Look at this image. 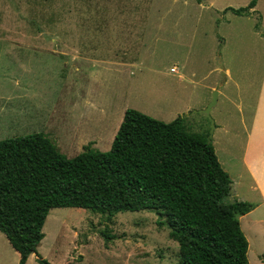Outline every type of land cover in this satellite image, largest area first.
<instances>
[{
  "label": "rangeland",
  "instance_id": "374dc122",
  "mask_svg": "<svg viewBox=\"0 0 264 264\" xmlns=\"http://www.w3.org/2000/svg\"><path fill=\"white\" fill-rule=\"evenodd\" d=\"M250 1L0 0V141L43 133L73 158L87 145L108 151L127 109L165 123L181 117L191 134L212 131L207 142L232 189L257 203L247 195V176L235 185L264 72V0L247 16L224 11ZM240 225L248 264H264V216L255 210ZM104 230L113 236L107 243ZM42 232L37 253L54 264L178 260L177 244L148 211L108 220L52 209ZM18 260L0 232V264ZM27 264H38L35 255Z\"/></svg>",
  "mask_w": 264,
  "mask_h": 264
},
{
  "label": "trees",
  "instance_id": "16d2710c",
  "mask_svg": "<svg viewBox=\"0 0 264 264\" xmlns=\"http://www.w3.org/2000/svg\"><path fill=\"white\" fill-rule=\"evenodd\" d=\"M256 1L224 11L247 16ZM231 189L207 135L187 132L181 117L165 123L127 109L108 151L87 145L73 158L43 133L0 141V232L18 264L30 255L38 264H54L37 248L50 210L58 208L84 209L108 220L152 212L178 246L177 264H248L240 217L254 205L229 201ZM101 235L106 243L113 238L107 230Z\"/></svg>",
  "mask_w": 264,
  "mask_h": 264
},
{
  "label": "crops",
  "instance_id": "0c3cea01",
  "mask_svg": "<svg viewBox=\"0 0 264 264\" xmlns=\"http://www.w3.org/2000/svg\"><path fill=\"white\" fill-rule=\"evenodd\" d=\"M41 38L42 35L37 34L36 40ZM54 51H55L54 54H60L58 52V49H54ZM228 175L230 176V174ZM243 175L247 176L248 178V186H249L247 188L248 191L253 193L252 195L249 194L247 195L250 198H253L252 199L253 201L257 202V203H253L254 209L248 214H251L256 210L259 211V216L262 217L264 216V72L257 92V96L254 101L251 121L247 129L246 139L244 141L241 151L240 168L238 170V174L236 177L237 179L236 181L237 183L235 185L236 190L237 188L243 187L242 177H241ZM230 178L232 180V187H233L234 179L231 176ZM231 193H234V195H236L235 199L241 201L243 200L248 201V197L247 198L245 197V199L240 198V193H236L235 190L233 189H231ZM248 214L242 217H245ZM242 217H240V219Z\"/></svg>",
  "mask_w": 264,
  "mask_h": 264
},
{
  "label": "water",
  "instance_id": "95a60500",
  "mask_svg": "<svg viewBox=\"0 0 264 264\" xmlns=\"http://www.w3.org/2000/svg\"><path fill=\"white\" fill-rule=\"evenodd\" d=\"M216 98H217V93H216V91L213 93V96H212V100H211V102L208 104V106H207V108L206 109H204L202 112L203 113H205V114H209L210 113V111H211V109H212V107L215 105V103H216ZM212 135V131H210V133H209V135H208V137L209 138H207L208 140L210 139V136Z\"/></svg>",
  "mask_w": 264,
  "mask_h": 264
},
{
  "label": "built area",
  "instance_id": "2783aa9c",
  "mask_svg": "<svg viewBox=\"0 0 264 264\" xmlns=\"http://www.w3.org/2000/svg\"><path fill=\"white\" fill-rule=\"evenodd\" d=\"M171 72H175V68H171V70H170Z\"/></svg>",
  "mask_w": 264,
  "mask_h": 264
}]
</instances>
